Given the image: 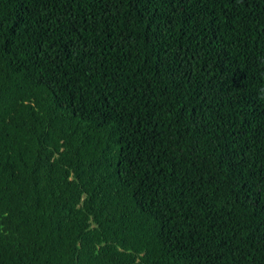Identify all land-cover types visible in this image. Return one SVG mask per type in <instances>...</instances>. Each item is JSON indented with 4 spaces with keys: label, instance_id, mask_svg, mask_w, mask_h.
I'll return each instance as SVG.
<instances>
[{
    "label": "trees",
    "instance_id": "16d2710c",
    "mask_svg": "<svg viewBox=\"0 0 264 264\" xmlns=\"http://www.w3.org/2000/svg\"><path fill=\"white\" fill-rule=\"evenodd\" d=\"M0 264H264V0H0Z\"/></svg>",
    "mask_w": 264,
    "mask_h": 264
}]
</instances>
